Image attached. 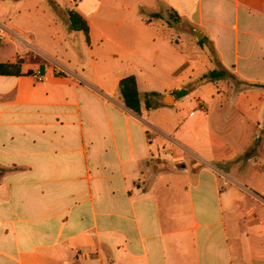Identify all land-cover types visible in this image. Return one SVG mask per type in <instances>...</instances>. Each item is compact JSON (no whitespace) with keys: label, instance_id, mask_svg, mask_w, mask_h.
<instances>
[{"label":"crops","instance_id":"1","mask_svg":"<svg viewBox=\"0 0 264 264\" xmlns=\"http://www.w3.org/2000/svg\"><path fill=\"white\" fill-rule=\"evenodd\" d=\"M0 29V264H264V0H0Z\"/></svg>","mask_w":264,"mask_h":264},{"label":"trees","instance_id":"2","mask_svg":"<svg viewBox=\"0 0 264 264\" xmlns=\"http://www.w3.org/2000/svg\"><path fill=\"white\" fill-rule=\"evenodd\" d=\"M71 28L73 30L84 31V33L88 36L89 34V26L83 20V18L76 12H71ZM228 77V74L224 71H213L208 75L202 78L203 82H214L220 80L222 78ZM120 91L124 98L125 105L136 113L140 115L142 112V103L140 99V92L138 89V83L134 76L127 77L120 82ZM160 95L158 93H150L146 96V108L148 110L153 109L156 105H153V98H158Z\"/></svg>","mask_w":264,"mask_h":264},{"label":"rangeland","instance_id":"3","mask_svg":"<svg viewBox=\"0 0 264 264\" xmlns=\"http://www.w3.org/2000/svg\"><path fill=\"white\" fill-rule=\"evenodd\" d=\"M6 45H7L6 49L10 50L8 52H14L16 50L15 45L12 42L6 41L1 46H6ZM189 88L191 89V96L188 99L185 100V104L187 105V107H191L196 112L199 113L201 110H200L199 107L196 108L197 103L195 101V99H196V97H195L196 95L194 94L195 90H194L193 87H189ZM184 116H185V113L184 112H180L179 116H177V120L184 122V120H183ZM192 122H195V120L188 121L186 124L189 126V124H191Z\"/></svg>","mask_w":264,"mask_h":264},{"label":"water","instance_id":"4","mask_svg":"<svg viewBox=\"0 0 264 264\" xmlns=\"http://www.w3.org/2000/svg\"><path fill=\"white\" fill-rule=\"evenodd\" d=\"M200 39V37H198ZM188 95V92L185 91V90H181L179 91L178 93H176L175 97L176 99H182L183 97L187 96ZM169 100V99H167ZM168 103V101H166Z\"/></svg>","mask_w":264,"mask_h":264},{"label":"built area","instance_id":"5","mask_svg":"<svg viewBox=\"0 0 264 264\" xmlns=\"http://www.w3.org/2000/svg\"><path fill=\"white\" fill-rule=\"evenodd\" d=\"M5 31L3 29H0V40L3 39V37L5 36ZM39 80H43V77H39Z\"/></svg>","mask_w":264,"mask_h":264}]
</instances>
